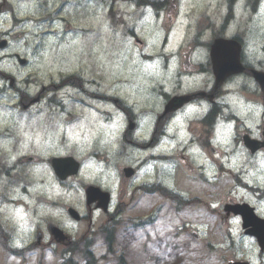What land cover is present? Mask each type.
<instances>
[{
  "label": "rangeland",
  "instance_id": "374dc122",
  "mask_svg": "<svg viewBox=\"0 0 264 264\" xmlns=\"http://www.w3.org/2000/svg\"><path fill=\"white\" fill-rule=\"evenodd\" d=\"M120 3L122 4V7H125L127 5L125 0H120ZM125 14H126V18H124L123 20L126 23V27L128 29L130 28L132 24L131 19H130V16L132 15V11H128ZM174 15L176 16L175 11H174V14L172 13L169 14L168 19L173 18ZM118 20H121V18H118ZM110 25L112 29L116 27V26H113L111 23ZM88 48H91V45L90 47L88 45ZM64 58H65L64 59L65 62H67L69 60L68 54ZM57 61H60V60L58 59ZM75 62H76V58L70 60L68 65L66 63L65 64L61 63V67H63L64 70H67V69L72 70L71 68H73ZM90 62L91 64H90L89 70L91 74L95 75V72L100 73L97 65L102 64L104 62V59L99 55L97 56L91 55ZM58 64L59 63H56V65ZM111 64L112 63L110 62V65ZM108 76L109 77L114 76V72L113 71L110 72ZM73 84H75V82H73ZM129 93H130L129 91H124L123 95H128ZM144 96L148 98L146 101L154 98L153 89L148 88V93H146ZM75 98L78 99V97H75ZM149 103L150 105H152L153 102H149ZM148 112H149L148 108H145V110L143 111L144 114ZM94 135H97V132H94ZM83 138H85L86 144H87V145L86 144L83 145V148H84V153L82 154L83 161H85L87 157H89L88 156L89 153L94 152L92 150L93 148L95 149L103 148L104 144L107 143L108 141L106 140L103 142L98 137V140H96V146L93 147V139H91L92 138L91 133H86V135ZM84 170H85V173H88L86 174L85 179L94 177V175H96L95 174L96 169L93 163H88L87 165H85ZM143 178H149V177L143 176ZM186 181L190 182L187 179ZM186 181L183 182L182 178L180 179L176 178L175 184L178 187L182 186L183 188L182 191L189 189V187H196L195 185L188 183ZM261 182H264V177L263 179H261ZM219 187L221 188L220 191L218 189L213 190L212 193L210 194H208L207 192H203V190H200V189H197V191L199 192L198 193L199 197L202 200H204L205 202H210V203L213 202L214 208H216L218 204L220 203L222 204L223 201L228 200L229 198H233L234 200H237V201L244 197L248 198V196L242 193V191L237 190V189L233 190L234 188L233 183H227V184L224 183L222 186H218L216 188H219ZM221 191L223 193H221ZM77 192L78 190L76 189L74 192H72L73 194L72 196L71 194H69L70 192L69 193L67 192V189L65 187H61L60 189L56 191V193H53V194L50 193V195H48L49 197H45V199L50 198L46 200L47 203H50L51 198L56 197L57 200H59V202H64L66 200H70L75 197L77 198V194H76ZM210 195L212 197H210ZM59 202L55 206L52 205V207L43 206L44 207V208L42 207L43 212L45 214L56 215L58 211L57 209L64 206V204L62 203L59 204ZM153 205H154V202L149 197H145L144 199H142V201L138 205H136V201L130 202L128 210L125 212V215L123 216L124 224L129 223L130 220L136 219L137 217L144 218L145 216L150 215L153 210ZM44 209H48V210H44ZM182 216H183L182 221L188 224L186 226V232L182 235V237L185 240H188L187 248L183 251L184 258H185L184 264H227L228 261H235L243 257L247 259H251L254 262V264H264V257L263 258L260 257L261 254H260L259 249L257 248V246H254L252 243L244 242L243 240L237 241V242L223 241L221 233H224L225 230L222 228H219V226L221 225V219L219 217L218 218L208 217L206 210L194 211L193 208H188L186 210V213H184ZM163 218H165L164 221H159L154 227H152V231L154 233L151 234L148 232V230H143V229H140L134 233L135 235L134 240L129 246V249H126V251H128V253L126 254V260H128V262L136 261L141 256L140 252H142V250L145 249V246L147 244V242L145 243V238L147 239L150 237L154 238V235L157 237L163 236V237L168 238V236H170L171 234L168 232L170 230L172 231V228H175L178 226L177 224L178 222H176L174 218L168 220L167 215H165ZM201 218H202V221H199ZM31 221L32 222H30L29 220L26 221V224L28 227H30L33 224V220ZM169 221H171V223H169ZM232 229L235 231V234H238L239 225L237 222L233 223ZM189 230L199 231L203 236V240H201V242H195L193 241L191 237L188 238L187 231ZM119 233L124 234L122 231V228L119 229ZM19 234H20L19 240L15 242L16 246L21 247L23 238H27L29 239V241H33L32 237L27 231L19 230ZM141 239H143L142 242H140ZM153 248L154 247L151 246V251H153ZM94 249H95V253L97 254L98 258L99 256L103 255L106 252L105 245L103 246L101 243H98L96 248ZM120 250H121L120 247L116 248L117 252H119ZM36 252L37 253L34 256L27 259V261H22L20 258L10 257V255L4 253L2 248H0V264H38L39 263L38 260L40 256L46 257L45 259H43V262H44L43 264H59V260L56 258H53L52 252H49V250L40 249ZM54 255H56V253ZM108 260L112 261L113 264H115V262L111 258H108ZM103 261L104 263H101V264H107V260H103Z\"/></svg>",
  "mask_w": 264,
  "mask_h": 264
},
{
  "label": "flooded vegetation",
  "instance_id": "af4514ba",
  "mask_svg": "<svg viewBox=\"0 0 264 264\" xmlns=\"http://www.w3.org/2000/svg\"><path fill=\"white\" fill-rule=\"evenodd\" d=\"M3 27L4 24L0 22V112H8L11 116L8 117L9 122L6 123L5 126H0V135H4L7 130L12 133L13 130L17 129L20 121L24 124L34 123L40 109L44 108L46 102L44 88L39 91L41 86L40 80L27 71L25 66L18 64L16 60L13 61L18 54H12L10 51L12 47L11 43L8 45L2 44V41L4 40L9 41V38L6 36L7 34L3 33ZM239 43L244 47L242 41H239ZM241 59L246 67V71L240 76L241 80L251 87L257 86L258 88H256L255 92H248L247 90L243 92V98L251 99L242 106L240 111L245 110L246 112H249L250 115L264 113V90L252 78V71L255 67L251 62L246 61L245 54L242 53ZM263 67L258 68L257 70L264 71ZM210 71L213 77L211 86L212 88H216L219 86V81L213 74L212 66L210 67ZM7 88L11 89L17 97L9 95L7 101L4 102L1 90ZM197 95L198 93H193V96ZM206 95L213 99L215 98L214 93H207ZM12 103H20V106H12ZM46 103L49 104L50 101H47ZM237 108H239L238 105ZM184 111H186V108H184ZM173 118L177 117H172V115L169 114L166 117L167 123L171 122ZM206 124L213 129H216L218 126V123L212 115L206 121ZM242 126H244V124ZM246 140L251 145L253 144L254 146L261 147L260 150H263L264 153V126H258L252 134H245V132H242L241 129L238 128L236 132V142H242L244 145ZM214 175L215 173L212 174V176ZM240 185L246 189L250 188L248 185Z\"/></svg>",
  "mask_w": 264,
  "mask_h": 264
},
{
  "label": "water",
  "instance_id": "95a60500",
  "mask_svg": "<svg viewBox=\"0 0 264 264\" xmlns=\"http://www.w3.org/2000/svg\"><path fill=\"white\" fill-rule=\"evenodd\" d=\"M248 218H250L251 219V217L250 216H248ZM257 226H259V223H255ZM260 227V226H259ZM257 229H260V228H257Z\"/></svg>",
  "mask_w": 264,
  "mask_h": 264
}]
</instances>
